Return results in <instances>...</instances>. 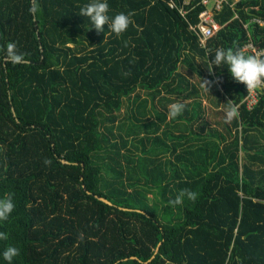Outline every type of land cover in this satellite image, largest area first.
<instances>
[{"label": "trees", "instance_id": "trees-1", "mask_svg": "<svg viewBox=\"0 0 264 264\" xmlns=\"http://www.w3.org/2000/svg\"><path fill=\"white\" fill-rule=\"evenodd\" d=\"M202 1L183 16L169 0H108L131 13L115 35L79 15L88 0H36L35 19L31 0H0V197L16 205L0 253L17 246L14 264H264V87L249 108L245 84L208 68L217 48L264 50V0L214 12L205 45L190 29ZM8 42L25 63L7 61ZM149 186L197 198L174 219Z\"/></svg>", "mask_w": 264, "mask_h": 264}, {"label": "clouds", "instance_id": "clouds-1", "mask_svg": "<svg viewBox=\"0 0 264 264\" xmlns=\"http://www.w3.org/2000/svg\"><path fill=\"white\" fill-rule=\"evenodd\" d=\"M36 0H31L30 14L35 19L37 16ZM79 15L87 18L91 24V28H95L99 32L107 30L115 35L124 33L132 23L131 13L117 12L112 13L108 0H88L79 8ZM4 54L8 62L12 64L25 63L24 54L17 49L15 42H8L4 49ZM215 65L219 68L223 65L227 68L231 77L247 86V89L257 88L264 85V59L254 55L246 54L242 49H225L217 48L211 56L209 71ZM205 82V81H204ZM207 82H205L206 84ZM208 88V87H207ZM168 115L170 118L178 117L186 108L182 101L170 103L168 106ZM195 200L197 193L184 189L180 195L170 200L171 205H180L184 199ZM15 200L12 195L0 197V221H6L10 218L15 209ZM140 214H144L142 211ZM0 239H6L4 233H0ZM20 254V249L15 245L7 246L0 253V264H14V260Z\"/></svg>", "mask_w": 264, "mask_h": 264}, {"label": "built area", "instance_id": "built-area-1", "mask_svg": "<svg viewBox=\"0 0 264 264\" xmlns=\"http://www.w3.org/2000/svg\"><path fill=\"white\" fill-rule=\"evenodd\" d=\"M240 0H203L202 3L205 5V9L200 13L199 18L200 21L196 25L190 24V29L195 31L201 41L202 44H206V40L210 37H212L220 28L221 25L216 21L214 17V12L222 10L224 5H229L231 7H234L237 2ZM191 0H184L182 5L177 4L174 0H169V4L172 8H177L180 13L183 16H186L187 9L185 8V5L189 4ZM261 24H264L263 21L257 20ZM247 26V25H246ZM244 49L246 50H253L256 54V57L260 58L261 54H264V50H257L255 48V45L251 42L248 43ZM247 87V86H246ZM264 87V85H261L257 88L248 89V94L245 97L244 101L247 102L248 107H253L259 98V89Z\"/></svg>", "mask_w": 264, "mask_h": 264}, {"label": "rangeland", "instance_id": "rangeland-1", "mask_svg": "<svg viewBox=\"0 0 264 264\" xmlns=\"http://www.w3.org/2000/svg\"><path fill=\"white\" fill-rule=\"evenodd\" d=\"M204 104H206V102L204 101ZM231 115H229L228 117L231 118L232 113H229ZM211 115H209V120H210ZM212 124H215V122H213ZM146 188V187H145ZM148 189V187H147ZM149 190L148 191V196H147V202L149 205L153 206V205H157V207L159 208V210L162 212L161 214H163V212H166L168 210L170 206L169 202H165L162 199L160 190L157 188H151L149 186ZM172 210H173V218L175 219V214H177V209L175 208V205H172Z\"/></svg>", "mask_w": 264, "mask_h": 264}, {"label": "water", "instance_id": "water-1", "mask_svg": "<svg viewBox=\"0 0 264 264\" xmlns=\"http://www.w3.org/2000/svg\"><path fill=\"white\" fill-rule=\"evenodd\" d=\"M106 200V199H105ZM107 201V200H106ZM157 251H158V249H157Z\"/></svg>", "mask_w": 264, "mask_h": 264}]
</instances>
